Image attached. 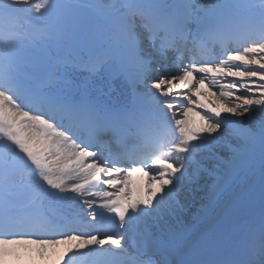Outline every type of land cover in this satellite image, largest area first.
I'll return each instance as SVG.
<instances>
[{
	"label": "snow or ice",
	"instance_id": "obj_1",
	"mask_svg": "<svg viewBox=\"0 0 264 264\" xmlns=\"http://www.w3.org/2000/svg\"><path fill=\"white\" fill-rule=\"evenodd\" d=\"M25 258L264 264V0H0V264Z\"/></svg>",
	"mask_w": 264,
	"mask_h": 264
},
{
	"label": "rangeland",
	"instance_id": "obj_2",
	"mask_svg": "<svg viewBox=\"0 0 264 264\" xmlns=\"http://www.w3.org/2000/svg\"><path fill=\"white\" fill-rule=\"evenodd\" d=\"M200 200L199 197H197L194 200H190L189 201V206H190V212L191 213H195L197 211V209L200 207Z\"/></svg>",
	"mask_w": 264,
	"mask_h": 264
},
{
	"label": "bare ground",
	"instance_id": "obj_3",
	"mask_svg": "<svg viewBox=\"0 0 264 264\" xmlns=\"http://www.w3.org/2000/svg\"><path fill=\"white\" fill-rule=\"evenodd\" d=\"M136 180V179H135ZM138 183H143V179H140V182L138 181V180H136ZM26 259L27 258H25V259H22V260H20L19 261V264H26ZM37 264H39V262H37Z\"/></svg>",
	"mask_w": 264,
	"mask_h": 264
}]
</instances>
